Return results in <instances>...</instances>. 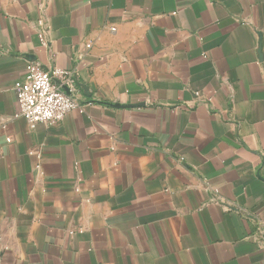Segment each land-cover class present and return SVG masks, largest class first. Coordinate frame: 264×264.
Instances as JSON below:
<instances>
[{"label": "crops", "instance_id": "obj_1", "mask_svg": "<svg viewBox=\"0 0 264 264\" xmlns=\"http://www.w3.org/2000/svg\"><path fill=\"white\" fill-rule=\"evenodd\" d=\"M28 62L80 109L15 117ZM263 225L264 0H0V264H264Z\"/></svg>", "mask_w": 264, "mask_h": 264}, {"label": "built area", "instance_id": "obj_2", "mask_svg": "<svg viewBox=\"0 0 264 264\" xmlns=\"http://www.w3.org/2000/svg\"><path fill=\"white\" fill-rule=\"evenodd\" d=\"M38 37L45 47L44 36L39 34ZM13 91L17 101L15 117H21L29 124H56L69 112L80 109L73 98L71 74L61 69L48 71L28 62L21 80L14 83ZM261 234L264 240V225Z\"/></svg>", "mask_w": 264, "mask_h": 264}]
</instances>
